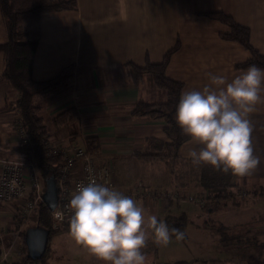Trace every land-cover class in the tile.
<instances>
[{
    "label": "crops",
    "instance_id": "1",
    "mask_svg": "<svg viewBox=\"0 0 264 264\" xmlns=\"http://www.w3.org/2000/svg\"><path fill=\"white\" fill-rule=\"evenodd\" d=\"M76 2L75 10L44 11L39 19V41L33 56L32 78L43 81L57 75L65 66L72 65V78L68 84L49 93L46 100L39 99L43 96L33 99L39 108L52 110L48 114L49 120L68 108L74 109L71 123L62 126L55 123L52 129L47 127L50 143L68 150L85 146V138L95 136L99 149L93 154L100 163L110 165L119 184L129 186L134 179L143 176L144 184L151 187L152 183L147 184L150 176L144 177L141 169L131 170L125 163L130 159L135 160V154L144 150L148 138L165 139V123L163 120L145 121L132 117L134 103L139 99L155 100L160 94L149 89L144 75L134 70L132 64L141 67L147 61L159 62L171 47L178 44L170 56L165 74L183 83L181 93L211 86L209 74L222 75L230 82L243 71L237 69L235 64L248 58L250 53L239 43L222 39L220 33L227 31V26L202 13L221 11L231 15L236 22L249 28L253 47L264 54V0ZM6 40L7 27L0 12V44ZM3 63L0 53V158L23 160V155L13 150L22 143L23 134L19 129L21 120L18 109L5 108L17 97V93L2 76ZM261 95L264 96V92ZM42 100L45 101L43 104L40 103ZM251 118L255 125L253 145L255 154L261 157V163L249 175H230L236 180H247L249 185H258L262 190L264 103L257 106ZM189 140L183 142L178 150L180 160L185 162L190 161L183 155L187 151L184 146ZM135 201L143 207L146 222L152 215L164 220L167 214L207 218L201 223L187 221L186 236L189 233H204L219 237L215 229L210 231V228H216L214 224L225 227L232 224L231 221L228 224L217 221L209 214L219 209L218 204L198 214L181 208L180 204L178 209L173 210L164 205L145 203L141 199ZM223 208L226 209L225 206ZM15 212L14 203H0V225L5 229V243L9 246L18 232ZM147 233L148 238H153L150 229H147ZM20 234H16L17 244L14 245L17 253L21 251L18 244ZM71 240L68 238V241ZM178 242L181 240L174 237L171 240L174 244ZM158 248L159 245L155 244L154 249ZM145 250L142 249L143 252ZM177 257L176 260L181 259L180 254ZM165 259L166 255L165 258H155L149 264H168L169 261Z\"/></svg>",
    "mask_w": 264,
    "mask_h": 264
},
{
    "label": "clouds",
    "instance_id": "2",
    "mask_svg": "<svg viewBox=\"0 0 264 264\" xmlns=\"http://www.w3.org/2000/svg\"><path fill=\"white\" fill-rule=\"evenodd\" d=\"M209 77L211 86L181 93L175 108V121L190 138L183 155L195 166L249 175L261 163L251 117L264 103V69L251 65L230 82L222 75ZM16 186L15 180L10 182L11 188ZM68 207L70 236L105 264H146L142 249L147 229L157 245L166 246L173 237L184 239V232L155 215L146 222L144 209L135 200L95 180L77 184Z\"/></svg>",
    "mask_w": 264,
    "mask_h": 264
},
{
    "label": "trees",
    "instance_id": "3",
    "mask_svg": "<svg viewBox=\"0 0 264 264\" xmlns=\"http://www.w3.org/2000/svg\"><path fill=\"white\" fill-rule=\"evenodd\" d=\"M76 7V0H0V12L7 27V40L0 44V53L3 55L4 60L2 76L17 93V97L11 100L5 108L18 109L26 136V142L19 144L13 150L21 153L24 160H32L35 163L42 182L44 177L49 174H53L56 182V169L62 164V158L60 154L53 152V147L50 146V132L47 130L43 119L38 115L39 106L34 103L33 99L37 94L51 92L69 82L72 78V65L65 66L57 75L43 81H36L32 78L33 56L39 41V19L40 14L44 11L75 10ZM202 14L227 26L228 30L220 33L222 39L235 41L250 53L248 58L235 64L237 69L246 70L251 65L264 69V54L253 47L248 27L239 24L231 15L221 11H209ZM177 47L178 44L171 47L159 62L147 61L141 67L132 64L134 70L144 75L149 89L160 92L159 97L157 96L155 100L145 101L139 99L134 103L131 111L132 117L135 120L145 121L163 120L165 123L163 128L165 139L148 138L144 150L139 152L138 155L150 160L151 158L160 159L168 168L170 163L180 159L178 154L179 147L189 138L182 133L174 118L183 83L169 78L165 74L170 56ZM73 110V108H68L59 113L53 119L54 123L58 125L71 123L74 118ZM84 141L85 147L89 152L94 153L95 150L99 149L95 136H89ZM142 183L144 184V182ZM207 196V203H211L210 199L216 200L219 198L218 195L212 198L209 197V194ZM168 203L166 206L170 207L173 201L169 199ZM179 203L182 202H177L176 205ZM215 203L217 204L218 201H215ZM35 208L37 214L35 216V224L32 226L39 225L50 231L46 252L40 259L41 264H48L45 258L50 247V235L60 231L52 228L50 210L43 201L38 202ZM200 208L204 210L205 205ZM207 210L210 209L208 208ZM15 218H19L20 221L17 222V227H20L21 218L19 215H16ZM164 220L170 228H178L185 232V226L188 221L185 214L178 216L167 214ZM25 226H23L24 228L21 231L22 235L24 234ZM225 228V226L218 224L216 228L214 227L219 237L224 240V243L241 239L237 234L227 233L228 231ZM185 237L184 233V239ZM21 248V260L7 264H26L28 261H35L26 257L24 244H22ZM175 264L191 263L179 261ZM257 264H264V260Z\"/></svg>",
    "mask_w": 264,
    "mask_h": 264
},
{
    "label": "rangeland",
    "instance_id": "4",
    "mask_svg": "<svg viewBox=\"0 0 264 264\" xmlns=\"http://www.w3.org/2000/svg\"><path fill=\"white\" fill-rule=\"evenodd\" d=\"M51 92L37 94L34 98L43 96V98L39 99L46 100L48 94ZM44 100L40 101V103L43 104ZM45 108H39L38 115L40 117L42 115L41 118L46 127L52 129L55 123L53 120H49L48 116L49 111L52 110H45ZM134 159L133 161L130 159L125 163L126 167H129L131 170L133 168L137 170L141 169L144 177L150 176L151 178L147 179V184L150 182L153 186H162V191H171L173 187L177 190L179 189L178 191L191 190L206 198L204 210L200 209L201 205L198 206L194 202L188 201L179 203L181 208H188V211L200 214L206 212L208 208L211 210V207L216 205L215 201H218L219 209L209 214L215 217V220H221V222H225L226 224H228V221H231V226H227L225 230L229 234L234 233L241 237L239 240L224 243V240L218 236L211 237L204 233H189L186 236V232H184L186 237L181 242L177 244L170 242L166 246L159 245V248L156 250L154 249L156 243L150 237L146 240V250L144 252L147 257L146 264L153 262L155 258H165V255L167 258L165 260L169 261L168 264H175L183 260L191 264H257L264 260V188L261 190V188L257 187L258 185H249L247 180H236L230 175V172L224 173L206 165L195 166L191 161L185 162L184 160L176 159L173 163H170L168 168L160 159L151 158L150 160L138 154H135ZM137 180L142 181L144 178L140 176L134 179V182ZM208 194L211 198L215 195H218L219 198L216 200L210 199L211 203H207ZM178 205L173 203L170 207L176 210L178 209ZM36 214L37 210L35 208L30 216L25 219L22 227H17L18 233L22 231L24 225H26V229L35 224ZM190 220L201 223V221H206L207 218H188V221ZM15 221L19 222L20 220L19 218H15ZM210 222L212 223L213 221ZM214 225L216 226L217 224ZM53 229L60 232L51 233L50 235V247L45 258L47 263L105 264V262L91 255L86 248L78 245L69 233L63 232H69V223L58 225L57 229ZM212 230H214V227L210 228V231ZM68 238L73 241H68ZM5 241L7 243V238L4 236V244L8 247L9 245ZM11 244L14 246L17 244V240L15 242L12 241ZM18 244H20L21 250L22 244H24V234H20ZM178 254H180L183 260H176ZM21 258L22 254L17 253L16 246L10 248L7 258L9 263L21 260ZM26 264H41V261H28Z\"/></svg>",
    "mask_w": 264,
    "mask_h": 264
},
{
    "label": "built area",
    "instance_id": "5",
    "mask_svg": "<svg viewBox=\"0 0 264 264\" xmlns=\"http://www.w3.org/2000/svg\"><path fill=\"white\" fill-rule=\"evenodd\" d=\"M23 134L22 143L26 142V136L22 124L19 126ZM53 152L61 155L62 164L56 169V185L58 198L55 207L50 211L52 228L69 223L72 210L68 207L72 194L77 184L87 183L95 180L105 184L133 200L141 199L145 203L157 205H168L170 199L173 203L194 202L203 206L206 202L205 196L193 191H171L161 190L156 186H145L142 181L137 180L129 186L119 184L108 163H100L96 155L89 152L85 146H75L71 149H61L53 146ZM15 180L17 186L10 187V182ZM44 184L39 177L35 163L32 160L0 158V203H14L16 205L15 215L21 218L22 227L25 218L31 214L37 203L42 201ZM161 190V191H160ZM0 225V264H6L8 252L13 246L6 247L4 244V231ZM18 233V232H17ZM16 233V234H17ZM16 234L12 241L15 242Z\"/></svg>",
    "mask_w": 264,
    "mask_h": 264
},
{
    "label": "water",
    "instance_id": "6",
    "mask_svg": "<svg viewBox=\"0 0 264 264\" xmlns=\"http://www.w3.org/2000/svg\"><path fill=\"white\" fill-rule=\"evenodd\" d=\"M44 189L42 201L51 211L58 198L57 185L53 174L44 177ZM50 231L39 225L29 226L24 230V245L26 257L32 260H40L46 252Z\"/></svg>",
    "mask_w": 264,
    "mask_h": 264
}]
</instances>
